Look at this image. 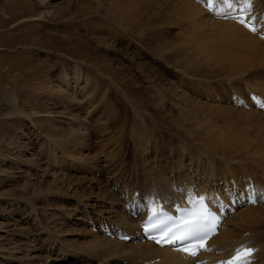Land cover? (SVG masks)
<instances>
[{
	"label": "rangeland",
	"instance_id": "obj_1",
	"mask_svg": "<svg viewBox=\"0 0 264 264\" xmlns=\"http://www.w3.org/2000/svg\"><path fill=\"white\" fill-rule=\"evenodd\" d=\"M111 1L0 0L2 264H40L51 257L60 264H69L61 263L66 259L70 264H95L86 250V242L92 240L88 232L98 233L84 221L98 227L101 223L95 217L98 210L89 214L93 205L90 202L97 201L99 196L110 197L104 193L107 189L121 197L123 188L140 182L139 167L150 158L153 145L159 143L161 153L168 150L167 131L175 135L177 149L183 139L186 142L183 151L191 148L200 152L202 166L207 163V158L202 157L211 155L218 168H227L229 179L238 175V187L244 189L250 181L254 189L258 185L264 188V156L260 153L264 149V116L234 103L235 109L229 111L200 105L195 113L198 120L181 126L169 118L182 108L178 98L169 95L173 91L180 100L191 99L221 109L228 106L222 104L223 95L232 92L237 93L240 104L248 103L250 87H246V77L228 80L223 68L210 62V55L203 53L217 47L231 53L225 41L219 43L223 39L221 30L204 29L208 33L213 31L209 34L217 38L206 39L202 32L196 33L198 30L191 22L182 16L178 18L176 9L170 8V0H128L129 4L125 6L124 2L120 6L122 12L117 14L108 12L112 9ZM241 1L234 0L237 4L233 9ZM254 1L250 9L256 8L258 20L263 23L264 0ZM154 12L156 19L151 16ZM6 42L11 46L5 48ZM217 49L213 53L220 50ZM199 53L204 57H198ZM160 103H164V113L158 108ZM148 115L161 116L162 120L151 122ZM142 116L148 119L145 123L139 119ZM83 124L88 127L90 133L86 134L90 137L74 133ZM147 125L156 130V139H148ZM221 130L228 140L221 141L224 138L220 137ZM144 137L146 141H142ZM233 137L247 138L249 149H237L238 140ZM242 174L245 181L240 177ZM87 177L94 178L97 185L90 184ZM54 181L59 183L56 185ZM69 184L75 188L72 192ZM83 214L87 218L78 220ZM34 255L43 259L33 261ZM63 257L66 259L62 260Z\"/></svg>",
	"mask_w": 264,
	"mask_h": 264
},
{
	"label": "bare ground",
	"instance_id": "obj_2",
	"mask_svg": "<svg viewBox=\"0 0 264 264\" xmlns=\"http://www.w3.org/2000/svg\"><path fill=\"white\" fill-rule=\"evenodd\" d=\"M170 1H171L170 2V8L173 6L174 7L173 9H176V12L180 15L179 16L176 14L177 16H179L178 18H180L182 16V18L191 22L190 24H192L193 27L196 26L194 29L198 30V31H196V33L199 31L202 32L206 39L213 40L216 36H214V34H209L213 31H211V32L209 31V33H208L204 29L210 28V30H211V28L214 29L213 27H217L221 30V32H220V30H219V32H220V35L223 37V39H220L221 41H219V43L225 41L223 43H226V45L229 46V48L231 49V53H229V52L225 53L224 50H221L224 47L221 49L217 47L220 50L215 48L218 50V52H216V53H213L215 50L214 48H213L214 50H212V52H210L211 50L206 52V49L203 50L201 47H200L201 48L200 50L205 51L206 53L201 51L205 55L206 54L210 55L209 56L210 58H208V60L210 59V62H212L215 65H219L221 68H223V73H226L228 75V80H229V78L234 80V79H238V78L240 79V78L246 77V79H245V83L247 81L246 87H248L247 85H249L251 90L248 88V90H249V95L247 94L248 99H249V100L247 99L248 103L244 102L243 104H240L241 102H238L240 99L239 100L237 99V96H236L237 93L234 94L232 92V93L227 94V96L223 95L225 102H222V104H225V106L228 105L226 108H223V109H221L220 106H219V108H216L213 105L208 106L207 104L201 103L200 101L191 100V99H189V97H185L189 100H180V98L178 97L179 95H176V93L174 91L170 92L169 93L170 96L178 98L179 102L182 103L181 104L182 108L179 112H176L175 115H173V113H172L171 114L172 116H170L169 118L174 120V121L179 122L178 124L181 126L185 123L186 124L193 123V122L198 120V117L196 116L195 113L198 110V108L200 109V105L211 108V109H219L222 111H229L228 109L234 110L235 109L233 107L234 103L236 105L239 104L240 105L239 107L244 108L245 106H253V104L250 100V96L253 94L258 95V97H260V99L264 102V77H263L264 75L262 76L263 71H264V40L258 38L257 35L249 32L247 29H245L241 25H238V24H235V23H232L229 21L224 22V21L215 19V17H217V16L224 15L222 13L230 12L231 10L241 9V8L248 9L247 6L244 4V1L239 0V1H241L238 4L239 7L237 6L238 8H234V9H233V7L229 9L227 6H224L222 4L217 5L216 1H215V3H212L213 0H196V1H193V0H170ZM200 1H202L203 3H205L207 5L214 7V9L216 11L212 12V11L207 10V9L205 10L204 6L203 7L201 6L202 4H200ZM253 1L254 0H252V2ZM256 1L259 2L258 0H255L254 2H256ZM111 2H112L111 3L112 9L108 10V12H111L113 14H117V12H122L121 10L123 8L120 6L124 2H125V6L127 4H129V3H127L128 0H112ZM158 3L160 4L159 1H158ZM157 4H155V5H157ZM220 6H221V8H220ZM253 9H254V7H253ZM263 9H261V10H263ZM249 10H251V9H249ZM151 16H152V18L154 17V19L158 18L156 12H154L153 15H151ZM252 19H255V20L258 19L257 12L254 16H252ZM204 23H205V25H204ZM263 24H264V21H263ZM17 28H19V27H17ZM194 29H192V30L195 31ZM188 30L191 31V28H189ZM214 32L216 33V31H214ZM54 38H56V37L54 36ZM215 39H217V38H215ZM67 40H68V38H67ZM215 41H214V43L216 44L215 46H217V43ZM210 42H212V41H210ZM217 42H218V40H217ZM11 43H13V42L11 41ZM19 43H21V42H19ZM196 43H197V41H196ZM219 43H218V45H219ZM208 44H209V42H208ZM212 44H210V46ZM201 45H199V46H201ZM9 46H11L10 42H6L4 44L5 48H7ZM199 46L197 45L198 48H199ZM205 46H203V47L205 48ZM208 47H209V45H208ZM202 54L199 53L198 57H204ZM216 55H219V57L216 58ZM101 75L105 76V74H103V73H101ZM39 77H41V76H39ZM218 77H220V76H218ZM260 77H263V79ZM223 81H225V79H223ZM76 83H77V81L74 82V84H76ZM234 83H235V81H234ZM66 84H70V82H67ZM37 85H38V83H37ZM77 86L79 87V85H77ZM159 87H160V85H159ZM51 88L53 89V87H51ZM158 88H156V89H158ZM174 88L176 89V87H174ZM240 89H241V87H240ZM158 90L161 92L160 89H158ZM207 90H209V89H207ZM227 91H229V90H227ZM204 93H205V91H204ZM160 95L162 96V94H160ZM190 95H193V94H190ZM186 96H188V94ZM223 96H222V98H223ZM230 98L231 99L234 98V100H229ZM240 98L243 99L242 97H240ZM217 99H218V97H217ZM229 102L231 104L230 106H229ZM158 108L164 113V103H160ZM135 109L136 108H133L135 114H137V113L139 114V112H136ZM170 109L167 110L168 113H171ZM136 110H138V109H136ZM251 110H252V114L255 113V115L257 114L260 116H264V111H260L254 107ZM242 111H244V110H242ZM244 112H246V111H244ZM147 117H148V119L150 118L149 120H151V122L153 120H156V119L162 120V117L158 116V115H148ZM139 119L144 121V123H145V121L148 120L146 118V116H142ZM137 123H140V122H137ZM201 123H203V122H201ZM203 125H204V123H203ZM86 126H87V124H86ZM147 126L149 127L148 128V132H149L148 133V139L152 138V137L155 138V136L157 134L156 130L154 129V127L153 128L150 127V125H147ZM71 128H73V127H71ZM78 129L74 128V130H78ZM89 129H91V128H89ZM144 130L141 129L142 132ZM141 131L139 133H141ZM186 132H188V131H186ZM221 132H223V130H221ZM71 133H73V131ZM74 133L78 136L79 135L84 136V134L90 133V131L88 130V127H85L83 124L82 126H80V129L78 131H74ZM143 133L145 134L146 132H143ZM171 133H172V131H171ZM171 133H169L168 131L166 132L167 136L170 138L169 143H168V148H167L168 150L163 151L164 153H161L162 150L160 151V149L157 147V145L159 143H156V145L155 146L153 145V147L150 149V153H149L150 158H148V159L146 158V160L143 162L142 165L140 164L142 162V160L139 159V160H141V162L139 163V165H141L139 167L140 168L139 170H141V172L140 173L138 172V176H139V174H141V176L139 177V179L141 178L140 182L134 181V184L132 183V185H129L125 188H123V184H122L123 190L121 189L122 193L120 192L122 195L121 197H118L115 194V192H112L109 189H107V191H104V193H108V195L110 197L107 198V196H106V198H103V197L99 196V199L97 198L98 199L97 201H94V199H93L90 202V203L93 202V205H91L92 211H90L89 214L94 215L93 212L98 210V212L95 214V217H97V219H99V221L101 223L98 227L96 224L87 222L88 220L86 222L84 221L85 225H88L91 230H93V228L95 227L94 229L98 233V234L92 233V231L89 233L88 230H86L88 232V235H90V238L92 239V240L86 242L87 243V245H86L87 249L86 250H87L88 254H90L93 257L94 261H96L95 264H195L197 261H203V263H205V264H220L221 262L231 258V256L236 252V250L238 248H240L241 246H251L254 248L255 252L251 256L250 264H264V198L261 197V194L264 193V188H262L261 186L259 187V185H258V187L255 186L256 188L254 189L253 186L251 185L252 183L250 184V181H248V180H247L248 184H250V185L246 184L245 185L246 187L244 189L238 187L237 183H238V180H240L237 177L238 175L236 174L237 176H235L234 179L233 178L229 179L228 178L229 176L227 175V170H226L227 168L226 169L218 168L215 164L214 158L210 157L211 155L202 157L205 159L207 158L206 165L202 166L201 164H199L200 159H201V153L196 152V151H191V148H188L186 151H183L182 146L186 143L183 139H180V141H181L180 143L178 142L179 143V145H178L179 149H177L176 141H175V137H174L175 135L173 136ZM224 133L225 132L222 133L223 136H220L221 139L225 136ZM177 136H176V138H178ZM87 137H90V135L89 136L87 135ZM83 138H85V137H83ZM69 139H71V138H69ZM139 139L141 140V138H139ZM143 140H145V137L142 139V141ZM226 140H228V138L224 137L223 140H221V141H226ZM233 140H238L236 142V146H237L236 148L237 149L240 148L242 150V148L244 149V147L248 148V146H246V144L248 142L247 138H244V137H240V138L235 137L234 138L233 137ZM233 140L231 139L230 143ZM194 141L195 140H193V142ZM219 141H220V139H219ZM188 143H190V142H188ZM188 143H187V145H188ZM79 144H81V142ZM137 144H138V142H137ZM82 146H79V148ZM83 147H85V146H83ZM263 147H264V145H263ZM205 148H207V147H205ZM146 150H149V148ZM245 151L246 150H244V152ZM144 152H143V154H144ZM211 152H213V151H211ZM240 152L241 151H239L238 153H240ZM258 152H259V149H258ZM252 153H254V152H252ZM260 153H262L261 155L264 156V149L262 151H260ZM143 154L141 153L140 156L142 157ZM257 155H258V153H257ZM55 157H57L56 153H55ZM110 157H112V156H110ZM83 159L86 160L85 158H83ZM81 160H82V158H81ZM139 160H137V161L139 162ZM137 161L135 159V162H137ZM111 164H113V163H111ZM173 164L175 165V168L172 167ZM259 164L260 163H258L257 165H259ZM82 165H83V163H82ZM136 165H137V163H135V167H136ZM132 166L134 167V165H132ZM92 167H94V166H92ZM135 169H138V167H136ZM135 169H134V171H137ZM256 171H257V169H256ZM243 175L244 174H242L240 177H243ZM243 178H245L244 179V181H245L246 177L244 176ZM254 178L256 179V177H254ZM88 179H87V181H90V184L97 185V183H95L94 178L89 177ZM98 180H100V179H98ZM250 180H252V179H250ZM122 181H123V179H122ZM128 181H126V182H128ZM83 182L81 181V183H83ZM101 182H103V181L101 180ZM255 182H257V180ZM58 183L59 182H57V184ZM86 183L88 184V182H86ZM54 184H56L55 181H54ZM103 184H104V182H103ZM102 185L99 184L98 186L101 188ZM108 185L110 186L109 180H108ZM69 186H71L69 188V190L72 192V190L75 188L72 189V185H70V184H69ZM79 186H80V183H79ZM87 186H89V185H87ZM83 187H84V185H83ZM90 187L92 188L93 186H90ZM105 187H107V186H105ZM83 189H85V188H83ZM83 189L81 191H83ZM87 189H88V187H87ZM245 189H247V190L245 191ZM111 190H113V189H111ZM92 192H93V190H92ZM92 192H91V194H93ZM73 193H76V192H73ZM97 193H99V192H97ZM101 193H102V190L99 193V195H101ZM94 194H95V192H94ZM253 194L255 195L257 203L250 204L249 203V197L247 198L246 202L242 203V198H243L242 196H250ZM80 195H83V194H80ZM202 197H203V199L210 201L213 206L216 203H218L220 205V207L215 208V209H217L219 212H221L222 207L229 206L230 208L227 207L226 217L223 218V222L221 224L219 234L210 241V243L208 245V249L206 250V252H202L197 259H191V258H189V257H187L181 253L172 251L168 248L157 247L150 242L143 243L140 241L142 238L141 228L147 222V220L149 218H151L155 215H159L163 212L170 213L173 211L174 208H182V207L190 208V205L194 204L197 200L201 199ZM235 203H236V205L234 206ZM98 204H99V206H98ZM128 207L131 208L130 212L127 211ZM84 209H86V208H84ZM83 212H81V213H83ZM134 212L138 214V218H133L131 216V213H134ZM85 218H87V217H85V215L83 214L81 217H78V220L83 221ZM0 226L2 227L1 224H0ZM85 227H87V226H85ZM106 229H109L112 232H115L117 234L121 233L125 236H131L132 239L130 241L126 242V241L118 240L116 238L115 239L108 238L105 236ZM86 243H84V244H86ZM66 257L65 258L63 257L61 259L65 260ZM31 258L33 259V261L34 260L36 261V259H38V260L43 259L42 257H40L38 255L31 256ZM51 258L41 261L40 264H60V262L58 261L57 258H54V259H51ZM69 260H71V259H69ZM31 262H29V263H31ZM2 263L3 262H0V264H2ZM61 263H69L70 264V262H67V259L65 261H62ZM31 264H33V263H31Z\"/></svg>",
	"mask_w": 264,
	"mask_h": 264
},
{
	"label": "snow or ice",
	"instance_id": "obj_3",
	"mask_svg": "<svg viewBox=\"0 0 264 264\" xmlns=\"http://www.w3.org/2000/svg\"><path fill=\"white\" fill-rule=\"evenodd\" d=\"M215 2V0H214ZM222 4L227 5L228 8H232L235 6L234 0H220ZM244 4L247 6V8H251L252 0H244ZM241 24H245V21L242 19L240 20ZM245 26L249 27V30L252 32H256L257 29L255 26L251 24H246ZM261 107H264V104L260 105ZM261 197L264 198V193L261 194ZM203 197L201 198V200ZM249 202L252 204L257 203V200L255 198V195L249 196ZM207 210H205L206 212ZM208 217L211 216L210 213L207 214ZM212 219H215L214 217H211ZM206 219L207 217L203 214L198 215L194 221H191L188 223L185 233L182 236L177 237L176 239L184 240L188 239L189 237H198V243L194 245V248L192 249H185V251H188L191 255L195 256L197 254L196 249H203L207 250L206 246L204 245L203 241L208 238L210 235V232L206 228ZM215 227V226H213ZM151 231V229H148ZM164 243L172 242L174 243L175 240H170L167 238H164ZM157 243H161L160 240H157ZM254 250L251 248H248L247 246H241L238 248L233 255V257L228 261H223L221 264H250L251 262V254Z\"/></svg>",
	"mask_w": 264,
	"mask_h": 264
}]
</instances>
